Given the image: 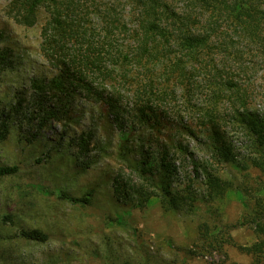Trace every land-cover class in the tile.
I'll return each mask as SVG.
<instances>
[{"label": "trees", "instance_id": "16d2710c", "mask_svg": "<svg viewBox=\"0 0 264 264\" xmlns=\"http://www.w3.org/2000/svg\"><path fill=\"white\" fill-rule=\"evenodd\" d=\"M126 1L8 0L6 12L28 27L38 23L41 9L48 13L40 50L57 74L36 87L57 97L80 94L108 103L114 113L122 160L112 179L115 198L143 207L156 197L165 212L191 214L200 209L198 201L224 198L232 184L211 170L210 161H199L179 142L177 150L191 160L194 178L176 188L178 168L168 141L160 144L164 149L159 153L149 151L144 146L150 143L146 128L169 121L172 102L182 98L198 115L200 133L207 136L205 145L217 161L243 163L223 129V124H232L249 138L252 155L247 160L264 172V112L256 108L258 99L264 104V0ZM7 61L8 51H0V68ZM116 84L131 90L133 106L128 111L118 105L122 97ZM199 95L204 100L192 104ZM182 128L195 135L192 128ZM18 171L17 165H3L0 177ZM201 171L206 177L204 193L195 188ZM243 192H250L247 187L240 192L245 212L233 226L251 229L256 240L239 249L252 257L251 264H264V196ZM60 197L70 198L65 192ZM70 199L86 204L90 193ZM200 234L207 240L212 235L206 224ZM21 235L40 242L48 239L37 228L22 230ZM216 239L212 236L209 243Z\"/></svg>", "mask_w": 264, "mask_h": 264}, {"label": "rangeland", "instance_id": "374dc122", "mask_svg": "<svg viewBox=\"0 0 264 264\" xmlns=\"http://www.w3.org/2000/svg\"><path fill=\"white\" fill-rule=\"evenodd\" d=\"M7 4L8 0H0V51H8V61L0 68V166L17 165L19 171L0 177V264H251L252 257L239 245L251 244L256 235L233 224L245 212L240 200L244 187L247 195L264 196V172L247 160L252 153L242 129L223 124L247 169L217 161L205 145L207 136L200 133L198 115L182 98L172 102L169 121L146 128L150 143L145 148L159 153L164 149L160 144L168 141L178 168L176 188L194 178L191 160L177 150L179 142L199 161H210L211 170L231 188L222 199L198 201L200 209L191 214L165 212L156 197L143 207L118 201L112 179L122 160L114 113L108 103L80 94L57 97L34 85L57 74L40 50L41 27L48 13L41 9L38 23L28 27L8 15ZM129 8L126 5V12ZM117 87L120 109L130 110V88ZM202 100L199 95L192 104ZM256 108L264 112L260 99ZM184 125L195 135L183 131ZM200 173L195 188L204 193L206 177ZM60 192L70 198L90 193V199L86 204L73 202L60 197ZM7 214L11 218L5 220ZM202 224L212 233L208 240L200 234ZM35 228L46 232L48 239L40 242L21 235L22 230ZM212 236L217 239L210 244Z\"/></svg>", "mask_w": 264, "mask_h": 264}]
</instances>
